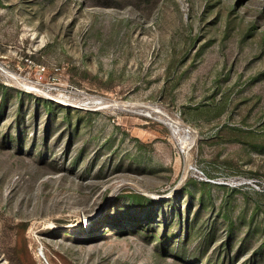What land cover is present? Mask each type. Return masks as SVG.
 <instances>
[{
    "label": "rangeland",
    "instance_id": "obj_1",
    "mask_svg": "<svg viewBox=\"0 0 264 264\" xmlns=\"http://www.w3.org/2000/svg\"><path fill=\"white\" fill-rule=\"evenodd\" d=\"M0 264H264V0H0Z\"/></svg>",
    "mask_w": 264,
    "mask_h": 264
},
{
    "label": "trees",
    "instance_id": "obj_2",
    "mask_svg": "<svg viewBox=\"0 0 264 264\" xmlns=\"http://www.w3.org/2000/svg\"><path fill=\"white\" fill-rule=\"evenodd\" d=\"M8 258L13 262V261H16V258H18V257H17L16 254H13V256L9 255ZM14 259H15V260H14Z\"/></svg>",
    "mask_w": 264,
    "mask_h": 264
}]
</instances>
